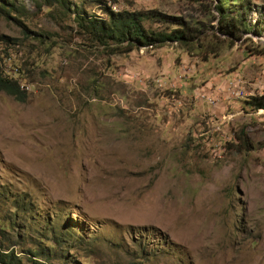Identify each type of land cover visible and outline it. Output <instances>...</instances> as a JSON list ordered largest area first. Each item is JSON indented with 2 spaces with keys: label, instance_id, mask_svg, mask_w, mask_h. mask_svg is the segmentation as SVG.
<instances>
[{
  "label": "rangeland",
  "instance_id": "obj_1",
  "mask_svg": "<svg viewBox=\"0 0 264 264\" xmlns=\"http://www.w3.org/2000/svg\"><path fill=\"white\" fill-rule=\"evenodd\" d=\"M13 1L27 13H0V70L26 99L0 91V191L32 202L41 219L22 214L0 252L18 264H264V110L246 104L264 94V0H248L251 29L232 41L211 34L214 0H105L200 32L190 50L124 53L56 7ZM69 1L102 15L90 0ZM49 223L81 239L33 256L16 235L30 226L51 238ZM141 227L152 235L143 248Z\"/></svg>",
  "mask_w": 264,
  "mask_h": 264
},
{
  "label": "trees",
  "instance_id": "obj_2",
  "mask_svg": "<svg viewBox=\"0 0 264 264\" xmlns=\"http://www.w3.org/2000/svg\"><path fill=\"white\" fill-rule=\"evenodd\" d=\"M40 1L39 7L42 5L47 8L56 7L59 9L57 12L72 16L79 32L96 44L111 46L113 53H124L142 47L152 48L166 43H177L190 50L191 46H195L201 41L200 32L196 27L183 21L180 17L169 16L155 9H113L105 0H90L101 10L102 15H96L88 13L84 8V3L71 8L69 0ZM228 1H230V5L227 4ZM236 2L239 3L240 9L234 6ZM249 4L248 0H214L212 8L215 15H212V18L216 20V25L210 27L212 29L211 34L223 41H232L233 38H238L241 33L249 32L251 25L246 21L250 11ZM0 13L9 17L12 13L25 15L27 11L23 4H16L13 0H0ZM258 27L259 25L255 27L257 32H259ZM215 45L207 49L206 52L216 51ZM0 91L21 102L26 99V93L19 82L2 70H0ZM246 104L253 110H264V94L249 96ZM9 193L6 190L0 191V202L5 205L9 204L6 213L0 215V249L5 247L4 242L10 240V238L4 236V233L8 230L15 231V228L18 227L17 223L22 220V214H25L23 219H30L36 212L32 202H27L24 198ZM39 218H32L34 220L32 224ZM49 225L46 227L45 233L49 232L51 238H47L44 233H38L37 231L35 233L28 232L32 228L30 226L25 236L16 235V238L34 246V251L28 250L29 253L35 252L33 256H42L45 259L55 257L58 251L61 253L64 243L68 244V241L79 242L81 239L79 233L75 230H69L68 227L55 229L52 223H49ZM149 232L150 228L148 227L140 228L139 235L142 239L137 241L136 245L138 247L143 248L144 244H148L149 238L152 236ZM142 234H147L149 237ZM41 238L49 243L45 248L36 249L35 242ZM55 246L58 247V251L54 249ZM0 263L18 264L19 259L15 258L12 252H0ZM33 263L39 264L37 261H33ZM129 264L139 263L130 262Z\"/></svg>",
  "mask_w": 264,
  "mask_h": 264
}]
</instances>
